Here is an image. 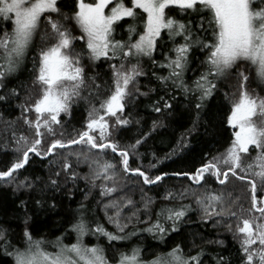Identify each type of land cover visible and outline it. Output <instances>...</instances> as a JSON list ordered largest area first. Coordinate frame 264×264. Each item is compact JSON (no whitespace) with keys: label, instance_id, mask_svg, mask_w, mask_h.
<instances>
[{"label":"trees","instance_id":"trees-1","mask_svg":"<svg viewBox=\"0 0 264 264\" xmlns=\"http://www.w3.org/2000/svg\"><path fill=\"white\" fill-rule=\"evenodd\" d=\"M57 2L61 9L62 22L74 36L82 35L74 21L70 19L77 10V0ZM126 4L130 6V0H126ZM105 11L107 13L108 9ZM136 11L139 12L138 9ZM166 11H170V14L181 22L190 23L194 33L206 42L212 41L211 30L208 32L200 30V18L195 13L189 10L185 14L177 8ZM64 16L69 19H63ZM41 20L27 54L17 69L0 82V96L6 97L5 100H0V171H7L13 163L22 159V151L17 149L26 146L16 143L19 136H27L29 144L36 138L35 129L25 124L22 118L26 115L28 119L34 121L36 114L22 113L20 105L29 98L34 101L38 97L40 86L36 83V76L40 53L42 49L54 43L50 26L43 17ZM131 23H134L131 18H126L114 26L116 28L114 39L127 41ZM137 23L139 32L143 25ZM5 28L11 32L10 22L0 21V36L3 35ZM136 39L138 36L134 35L133 42ZM176 42L184 41L180 36L169 38L167 31H164L157 40V47L152 56L139 58V66L144 74L137 77L135 86L130 85L132 95L126 102L124 112L118 114L130 123L121 126L116 123L115 117H106L110 125L109 131L112 133L109 140L117 143L121 149L127 148L130 153L129 168L140 169L150 176L163 175V181L157 185L143 184L140 177L125 173L120 163L121 157L108 149L104 159L116 165L113 171L117 191L111 195H102V187H111L113 182L93 179L94 166L91 161L97 158L95 153L98 150L90 151L87 146L73 145L71 149L73 155H68L70 151L68 148L57 149L56 155L44 158L29 154L28 164L18 170L14 178L8 182L0 181V232L5 234L13 246L9 251L23 247L26 230L35 240H43L47 251L55 250L53 245L58 240L64 245L73 244L78 239V234L72 231L73 226L83 220L88 227V234L83 236L89 237L85 240L86 245L103 249L110 263L120 259L122 253L131 255L134 249L139 250L142 260L149 261L179 246L186 257L202 253L203 264H242L240 242L234 239L235 218H230L227 211L222 216L206 217L204 209L196 201L201 195H220L223 201L215 205V210L231 209L237 216H247L250 208V188L246 180L236 179L229 173L227 182L220 184L214 176L205 175L202 187L194 184L189 176H177L173 173L194 174L213 157H220L231 144L234 130L228 126L227 118L230 115L232 101L239 94L241 71L249 75L250 90L254 89L255 93L261 96H264V84H260L255 78L254 71L246 68L241 62L239 66L227 70L222 77H210L215 80L216 88L210 97L201 102L203 107L196 110L194 104L200 102L198 93L193 96L172 86L171 80L161 83L159 79L169 76L170 69L160 65L168 63V58H174L173 48ZM74 46L76 51L85 53L83 63L86 84L81 96L73 101L69 113L60 114L61 123L53 125L55 135H50L41 128L44 133L42 153L54 140L68 141L85 130L93 107L99 109L101 102L109 95L111 85L109 65L120 63L103 58L93 62L88 59L84 41L77 39ZM206 58V50L193 46L183 75L187 85L194 87L193 82L207 70ZM125 66L130 68L131 64L126 63ZM96 85L100 87L97 88ZM13 89L18 95L13 94ZM161 97H164L172 107L156 112L154 106ZM193 121H196L194 129ZM181 136L184 137L183 147L178 144ZM138 139L142 143L136 148L131 147ZM250 152L252 157L256 155L254 151ZM76 153L80 154L79 160ZM246 159L247 162H252L250 158ZM65 160L72 165L68 173L62 170ZM222 167L227 171V166ZM55 172H60L61 175L56 177ZM70 173L76 174L75 180L71 179ZM250 178L255 180L259 188L260 181L255 177ZM51 179H57L58 186H52ZM168 192L174 194L172 200L163 199ZM181 193L187 195L181 197ZM258 197L264 198V192L258 191ZM149 199L153 203L145 207ZM112 204L116 206H108ZM182 207L185 208L186 214L177 223V231H171L172 221L163 217H160V220L168 229L167 233L161 235L155 231H147L157 222L161 209ZM118 210L120 224L127 225L123 232L119 231L110 219L116 217ZM230 223L231 231L228 228ZM97 224L122 239L109 241L106 236L95 232ZM221 241L223 243H220ZM0 264H14L13 256L5 251L4 241H0Z\"/></svg>","mask_w":264,"mask_h":264},{"label":"snow or ice","instance_id":"snow-or-ice-1","mask_svg":"<svg viewBox=\"0 0 264 264\" xmlns=\"http://www.w3.org/2000/svg\"><path fill=\"white\" fill-rule=\"evenodd\" d=\"M111 7L109 8V6ZM173 8L187 14L190 10L199 19V28L203 32L211 30L212 41L194 33L190 23L181 22L170 14ZM76 11L70 18L79 28L82 35L74 36L62 22L61 9L57 0H0V21L10 22L11 32L4 29L0 36V82L11 75L19 66L28 52L34 40L37 29L41 25L43 17L51 29V38L54 41L46 49H42L39 57L38 74L36 83L40 86L38 97L31 98L20 105L22 113L34 112L36 119L33 121L23 116L24 123L35 129V137L29 144L27 136H19L16 139L18 145L26 147L22 151V159L11 165L7 171H0V181L8 182L14 178L18 170L23 169L29 162V153L44 158L48 155H56L57 149H70L73 145L87 146L88 149L98 150L96 159L91 161L94 176L93 179H105L113 182V186H103L102 195H111L117 191L115 163L104 159L106 150L118 153L121 157L125 173H131L142 179L145 185H157L163 181V175H149L140 169L129 168L130 153L127 148L121 149L115 142L109 140L112 133L109 131V122L106 117H115L116 123L126 126L129 120L123 119L120 113L126 108V102L132 95L131 86H135L138 76L144 72L139 66V58L151 57L157 47V40L161 33L167 31L169 38L180 36L183 43L176 42L173 48L174 58H168V63L161 67L170 69L168 77H159L161 83L171 80L172 86L178 87L185 93L193 96L199 94L200 102L194 104L199 110L201 103L212 95L216 88L214 79L222 77L229 69L244 63L246 68L254 71L255 78L260 84H264V0H130V6L126 0H77ZM106 9L108 12L106 13ZM139 10L137 12L136 10ZM206 13V15H205ZM48 14V15H45ZM52 14H56L53 16ZM131 18L134 23L129 24L127 41L116 40L113 37L116 26L120 21ZM63 19H69L64 16ZM143 27L138 32V23ZM207 23V27H205ZM138 39L133 42L132 37ZM82 40L86 44L88 59L95 62L102 58L107 61H120L110 64L111 85L109 95L101 102L100 108L89 113V120L85 130L79 132L76 137L68 140H54L41 152L45 129L48 134L55 135L54 124H60L61 113H69L72 103L81 96L86 84L85 65L83 51H76L75 40ZM193 46H199L206 50L207 70L193 82L194 87L186 84L183 79L187 67L189 52ZM135 60V63L133 61ZM126 63L131 64L126 68ZM239 94L232 101L230 115L227 118L228 126L233 129V139L220 157L203 164L194 174L173 173L177 176H189L194 184L201 185L205 182V175L214 176L220 184H225L229 173L239 180H246L250 188V208L248 215L237 216L231 209L215 210V205L221 204L223 197L220 195H201L197 199L205 212L206 217L222 216L225 211L230 218H235L234 239L240 242L242 264H264V198L258 197V191L264 192V96L250 90L249 75L244 71L239 73ZM97 88L100 85H96ZM138 91V89H136ZM13 94L18 95L13 89ZM146 95V93H140ZM0 96V100H5ZM160 101H163L161 104ZM154 111L162 112L170 109L172 105L160 98ZM197 120L199 111L196 112ZM196 121H193V129ZM155 129V123L153 130ZM192 130L190 129L189 132ZM146 139V137H145ZM184 137L178 142L183 147ZM142 143L137 140L136 148ZM251 151L256 155L251 156ZM63 155V153H60ZM79 153H76L79 160ZM246 158L251 159V163ZM88 159V157H85ZM223 166H227V171ZM71 163L65 162L62 170L68 173ZM242 172L244 175L238 173ZM54 175L59 177L60 172ZM72 180L76 179L75 173H70ZM167 175V174H165ZM250 177L258 178L260 185ZM52 186H58L57 179H51ZM30 186V185H29ZM187 193H181V197ZM171 192L163 196L165 200H172ZM130 204L131 201H128ZM153 201L149 199L145 207ZM235 203V202H234ZM115 207V204L108 205ZM211 209V211H210ZM185 208H163L158 213L157 222L147 229L149 232H157L161 235L168 232L160 220L172 221L171 231H177V223L185 216ZM258 214V215H256ZM119 210L116 217L110 218L119 231L123 232L127 225L119 222ZM232 230V224H228ZM72 231L78 234V242L70 246L64 245L59 240L53 245L58 250L49 252L44 247L43 240H35L30 232H24V245L9 251L13 246L3 232H0V241H4L5 251L13 256L14 264H109L104 250L99 247H87L80 243L79 238L88 234L87 225L81 220L73 226ZM95 232L106 236L109 241L119 240L122 237L107 232L97 224ZM220 243H223L222 241ZM202 253L194 256H185L179 246L170 252L158 255L151 264H203ZM119 264H142L139 250L134 249L131 255L121 254Z\"/></svg>","mask_w":264,"mask_h":264},{"label":"rangeland","instance_id":"rangeland-1","mask_svg":"<svg viewBox=\"0 0 264 264\" xmlns=\"http://www.w3.org/2000/svg\"><path fill=\"white\" fill-rule=\"evenodd\" d=\"M257 180L259 181V179L257 178ZM91 237V236H90ZM87 238H89V237H86V238H83V237H80L79 238V241H80V243H82L83 245H85V246H87V247H94L93 245L92 246H88V245H86V243H85V240L87 239ZM78 242V239L76 240V242L75 243H73V244H76ZM71 244H69V245H67V246H70ZM97 247V246H96ZM58 249L56 248L55 250H48L49 252H55V251H57ZM105 257L108 259V260H110L106 255H105ZM141 259V258H140ZM154 260V259H153ZM153 260H142L141 259V262H142V264H151V261H153ZM109 264H119V259L117 260V261H115V262H112V263H110L109 262Z\"/></svg>","mask_w":264,"mask_h":264},{"label":"water","instance_id":"water-1","mask_svg":"<svg viewBox=\"0 0 264 264\" xmlns=\"http://www.w3.org/2000/svg\"><path fill=\"white\" fill-rule=\"evenodd\" d=\"M29 154H32V153H29Z\"/></svg>","mask_w":264,"mask_h":264}]
</instances>
